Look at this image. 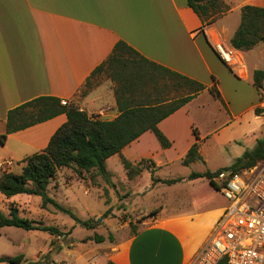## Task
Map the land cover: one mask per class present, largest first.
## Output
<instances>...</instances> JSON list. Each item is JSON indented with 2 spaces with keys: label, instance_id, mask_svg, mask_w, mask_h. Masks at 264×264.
<instances>
[{
  "label": "crops",
  "instance_id": "crops-1",
  "mask_svg": "<svg viewBox=\"0 0 264 264\" xmlns=\"http://www.w3.org/2000/svg\"><path fill=\"white\" fill-rule=\"evenodd\" d=\"M223 1L227 11L204 24L187 0H0V135L6 133L10 110L43 95L75 101L81 109L102 119L117 117L120 111L115 83L110 78L94 83L98 76L92 77L93 87L86 95L82 96L80 89L123 40L146 58L206 88L159 122L172 143L170 147L163 148L155 133L147 130L120 154L134 164L142 159L152 161L156 173L164 178L159 172L175 162L182 163L197 141L195 128L204 160L189 164H201L194 171L228 166L222 161L228 145L241 139L246 144L264 139V94L262 97L254 86V71L264 70V41L250 50L235 48L232 66L219 57L214 43L222 40L232 46L242 8L264 7V0ZM214 86L222 98L214 96L210 89ZM66 121L67 115L61 113L9 133L4 143L0 140V163L12 159L16 167L18 161L43 150ZM120 154L107 159L108 170L114 174L108 162L114 156L120 161ZM19 166L22 169L23 164ZM148 171L143 170L142 176ZM139 176L135 193L140 192ZM215 190L221 193L217 187ZM10 198L0 191L1 203ZM226 206V201L215 205L207 199L181 213L164 214L159 210L153 221L113 242L102 264H189ZM4 228L0 229V257L22 253L27 258L22 241L16 254L3 252L4 234L12 244L18 240Z\"/></svg>",
  "mask_w": 264,
  "mask_h": 264
},
{
  "label": "trees",
  "instance_id": "trees-1",
  "mask_svg": "<svg viewBox=\"0 0 264 264\" xmlns=\"http://www.w3.org/2000/svg\"><path fill=\"white\" fill-rule=\"evenodd\" d=\"M187 2L201 17L204 24L215 21L228 9L223 0H187ZM262 41H264V7L245 5L242 8L240 25L231 38V44L236 49L250 50ZM158 69L183 79L194 86V90L177 101L166 97H154L157 87L154 85L148 91L144 87L149 80L155 84L154 72ZM103 72L115 83L114 93L120 113L114 119H102L96 115H90L81 109L77 102L69 100L63 102L60 97L51 95L36 97L10 110L6 133L0 135L2 143L5 142L9 133L44 122L61 113L67 115V121L55 131L43 150L23 160L24 164L20 171H6L0 175V191L6 197L10 198L17 194L41 196L44 207L51 202L57 208L70 213L77 222L92 227L90 221L81 220L70 209L49 196L48 187L59 170L72 167L79 175L95 170L97 174L109 179L111 172L107 167V159L120 154L125 146L147 130L155 133L163 148L170 147L172 143L159 128V122L206 88L205 84L146 58L123 40L119 41L108 58L94 69L80 89L82 96L92 89L91 78ZM254 86L263 97L264 70L254 71ZM210 89L215 97L222 98L217 86ZM194 133L197 141L190 147L183 159L182 163L185 165L204 160L200 153V136L195 128ZM262 160H264V139H259L253 149L246 150L231 165L216 171H192L190 178L208 177L211 179L223 170L237 172L254 166ZM122 162L129 178H132L144 168L150 167L149 163L152 161L142 159L134 164L124 157ZM155 170V168L151 170L154 182L174 183L180 180V178L161 179L155 176ZM211 182L219 188L213 179ZM158 211L154 209L151 214L154 216ZM6 226L57 232L56 227L22 216L14 202H11L8 214L0 212V229ZM92 239L100 243L105 240V236L95 234ZM110 239L113 237L110 236ZM23 259L24 254L22 253L0 257V261L9 264H22ZM108 264L114 263L109 262Z\"/></svg>",
  "mask_w": 264,
  "mask_h": 264
},
{
  "label": "rangeland",
  "instance_id": "rangeland-1",
  "mask_svg": "<svg viewBox=\"0 0 264 264\" xmlns=\"http://www.w3.org/2000/svg\"><path fill=\"white\" fill-rule=\"evenodd\" d=\"M154 73L155 84L149 80L144 87L148 91L155 85L157 90L154 91V97H166L177 101L194 90V86L179 77L159 69ZM232 75L229 74L230 77ZM97 76L94 83L108 77L104 72ZM216 79L220 85V78L217 76ZM222 102L224 107L228 106L226 101ZM238 142L228 145V153L224 152L222 161L227 162L228 166L233 163L236 156L253 149L256 144L254 141L246 144L243 139ZM120 155L119 160L122 162L124 157ZM23 160L17 162L13 171L21 169L19 164H24ZM120 161L117 156L109 160V167L116 171V174L110 171L109 179L97 174L95 170L79 175L72 167L61 168L48 187L50 197L55 195L54 199L57 202L70 209L81 220L90 221L92 227L77 222L70 213L57 208L51 202L44 207L43 199L38 195L17 194L10 200L0 202V209L5 214H8L11 202H14L22 216L57 228V232L52 233L49 230L29 231L15 226L5 227L6 233L18 240L12 244L4 234L3 252L16 254L22 248L23 242L28 257L23 259L22 264H102L106 262V252L110 250L113 242L130 236L134 230L137 231L158 217V213L155 216L151 214L154 209L164 214L181 213L197 207L207 199L215 205H222L225 201L229 204L222 193L216 192L211 182L212 178H190L189 173L202 167L201 164L191 166L175 162L170 168L159 172L166 176L164 178L155 170V176L161 179L180 178L174 183H168L153 181L151 170L155 167L153 163H149L150 167L143 169L149 170L144 176L141 173L143 170L137 174L140 175L139 188L137 187L140 192L135 193L134 183L138 176L129 178L127 170L122 171ZM95 234L105 236V240L96 242L92 239ZM110 236L113 239H110ZM82 254H85L83 258Z\"/></svg>",
  "mask_w": 264,
  "mask_h": 264
},
{
  "label": "built area",
  "instance_id": "built-area-1",
  "mask_svg": "<svg viewBox=\"0 0 264 264\" xmlns=\"http://www.w3.org/2000/svg\"><path fill=\"white\" fill-rule=\"evenodd\" d=\"M214 48L227 65L235 64L234 47L217 40ZM14 165L12 159L1 162L0 175ZM212 179L229 204L189 264H264V160Z\"/></svg>",
  "mask_w": 264,
  "mask_h": 264
}]
</instances>
